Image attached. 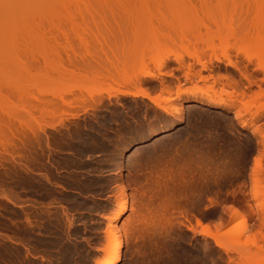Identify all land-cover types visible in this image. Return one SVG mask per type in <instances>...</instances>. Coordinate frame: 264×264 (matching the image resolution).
I'll return each mask as SVG.
<instances>
[{"label":"rangeland","instance_id":"obj_1","mask_svg":"<svg viewBox=\"0 0 264 264\" xmlns=\"http://www.w3.org/2000/svg\"><path fill=\"white\" fill-rule=\"evenodd\" d=\"M34 3L0 19V264H97L122 201L118 264H264V0Z\"/></svg>","mask_w":264,"mask_h":264},{"label":"bare ground","instance_id":"obj_2","mask_svg":"<svg viewBox=\"0 0 264 264\" xmlns=\"http://www.w3.org/2000/svg\"><path fill=\"white\" fill-rule=\"evenodd\" d=\"M32 1V2H31ZM62 1H64V0H0V17L2 16L3 18H0L1 20H3L4 19V17H5V15L8 17V16H10V15H12V16H10V17H13V16H15V14L17 13V14H19L18 12L19 11H21L22 12V14H19L18 16H20V15H23L24 14V11L22 10L23 8H24V5L25 4H28V2H30V5H31V3L32 4H34L35 5V3L34 2H36V4L37 3H39V4H42V2H47V3H49V2H52V3H55V4H59L60 2H62ZM51 4V3H50ZM26 6V5H25ZM37 6V5H36ZM53 6H54V4H53ZM38 7V6H37ZM54 7H57L56 5L54 6ZM26 8H29V4H28V7L26 6ZM31 8V7H30ZM34 9H35V7H33ZM39 8V7H38ZM38 8H36V9H38ZM53 8V7H52ZM59 8V7H58ZM54 9V8H53ZM52 9V10H53ZM41 10V9H40ZM48 10V9H47ZM33 11V10H32ZM20 12V13H21ZM43 13V12H42ZM17 14H16V17H18L17 16ZM25 15V14H24ZM9 18V17H8ZM6 19V18H5ZM102 19V18H101ZM104 19V18H103ZM7 20V19H6ZM10 20V19H9ZM12 20V19H11ZM4 21V20H3ZM262 21V20H261ZM7 23V22H6ZM1 28V27H0ZM1 30V29H0ZM172 41V40H171ZM191 41V40H190ZM173 42V41H172ZM166 43V42H165ZM163 45V44H162ZM168 45V44H167ZM167 45H165L166 47H167ZM170 45V44H169ZM160 46H161V44H160ZM171 46V45H170ZM172 46H173V44H172ZM169 47V46H168ZM167 47V48H168ZM183 47H184V44H183ZM186 47H187V45H186ZM163 48H164V46H163ZM171 49V48H170ZM177 60H179L178 58H177ZM160 74H162V72H160ZM159 75V74H158ZM147 77H151V78H156V77H158L157 76V74H154V73H148L147 74ZM119 92L121 93V94H128V95H132V96H139V97H145V98H147V99H149L150 101H152L153 103H155V104H157V106L158 107H161L160 109H165L166 110V106L164 105V104H161V102H159V100H165L166 98L162 95V94H159V93H157V94H153V93H151L150 91H148L147 89H145L144 87H141V86H139V87H136V88H134L133 90L132 89H126V90H122V91H120L119 90ZM118 93V92H117ZM216 100V102H217V100L218 99H215ZM214 101V100H213ZM218 101H221V100H218ZM215 102V101H214ZM215 102V103H216ZM222 102V101H221ZM185 103V102H184ZM218 103H220V102H218ZM171 124V123H170ZM174 124V123H173ZM172 125V124H171ZM173 126V125H172ZM177 126V125H176ZM174 128V127H173ZM165 130V129H164ZM166 130H168V129H166ZM161 134H162V131H161ZM156 137V136H155ZM149 139V138H148ZM133 146V145H132ZM136 146V145H135ZM134 146V147H135ZM124 148H126V147H124ZM130 148H127L125 151H128ZM132 149V148H131ZM122 153H124V152H122ZM127 155V154H126ZM119 194H121V197L123 196V193L121 192V193H119ZM124 196H126V195H124ZM123 196V197H124ZM119 197V196H118ZM117 197V198H118ZM120 197V198H121ZM119 199V198H118ZM122 199L123 198H121V201H122ZM126 199V198H125ZM129 199V198H128ZM124 200V199H123ZM120 200H117V202H119ZM116 202V203H117ZM128 203H129V201H128ZM131 203V202H130ZM119 204H120V206H119ZM119 204H116V205H118V207H116V205H115V207L113 208V209H115V208H118L117 209V211L115 212V210H114V214H111V215H109V216H106L105 218H106V222H107V224L106 225H108V227H107V229H106V233H107V239L105 240L106 242H104L105 244L103 245L104 247H102L103 249H101V250H103V255H102V257L98 260V263L97 264H118L119 263V261H120V258H121V254H122V249H123V244H126L127 243V241H126V236H125V234H124V243H123V241L121 240V238H119L120 236V231L118 232V234L119 235H116V232L114 231V229L116 230V228H114V227H116V223H117V221L124 215V212L126 211V209H127V204H126V201H122L121 203L119 202ZM129 208H131V205H130V207ZM130 210V209H129ZM128 211V210H127ZM236 211V210H235ZM127 214V213H126ZM234 215H236L235 213H234V211H233V216ZM125 216H127V215H125ZM121 220V219H120ZM123 222V221H122ZM121 224H123V223H121ZM120 225V224H119ZM121 226V225H120ZM120 226H118L119 227V229H121V227ZM118 229V228H117ZM117 231V230H116ZM122 235V234H121ZM119 236V237H118ZM105 237V238H106ZM215 240H216V242H217V244L218 245H222V241L219 239V238H217V237H215ZM125 241H126V243H125ZM126 246V245H125Z\"/></svg>","mask_w":264,"mask_h":264},{"label":"crops","instance_id":"obj_3","mask_svg":"<svg viewBox=\"0 0 264 264\" xmlns=\"http://www.w3.org/2000/svg\"><path fill=\"white\" fill-rule=\"evenodd\" d=\"M151 93L155 94V92H151Z\"/></svg>","mask_w":264,"mask_h":264}]
</instances>
